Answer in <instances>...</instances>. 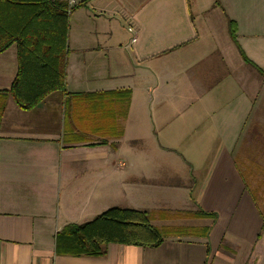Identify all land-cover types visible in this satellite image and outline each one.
Instances as JSON below:
<instances>
[{
  "label": "crops",
  "instance_id": "0c3cea01",
  "mask_svg": "<svg viewBox=\"0 0 264 264\" xmlns=\"http://www.w3.org/2000/svg\"><path fill=\"white\" fill-rule=\"evenodd\" d=\"M59 1L75 8L73 97L53 92L29 111L6 101L0 264H264V0ZM8 17L2 4L0 23ZM121 23L135 42L117 34ZM16 74L11 46L0 54V90ZM118 91L130 93L125 116L111 105L102 119L97 109ZM112 208L146 212L163 243L109 244L98 258L56 252L64 226ZM198 211L212 216H181ZM193 227L207 236L169 234Z\"/></svg>",
  "mask_w": 264,
  "mask_h": 264
},
{
  "label": "trees",
  "instance_id": "16d2710c",
  "mask_svg": "<svg viewBox=\"0 0 264 264\" xmlns=\"http://www.w3.org/2000/svg\"><path fill=\"white\" fill-rule=\"evenodd\" d=\"M2 4L8 6L9 17L8 23H0V54L15 46L17 74L8 90H0V122L8 98L20 110L29 111L53 92L73 97L65 91V70L69 17L75 10L59 0H0V6ZM18 8L22 16L18 14L16 22ZM228 31L235 42L236 25L233 21H229ZM259 73L264 77V72L259 70ZM129 96V91L110 93L108 105L103 102L97 112L102 119H107L113 107L118 116L124 117ZM93 101L92 108L98 107L100 103ZM98 132L105 134L101 125ZM102 143L107 144L106 141ZM181 216L207 218L212 215L198 211ZM208 230L207 227L177 228L172 233L205 238ZM163 236L161 230L150 224V215L146 212L112 208L86 223L64 226L56 235L55 249L62 255L98 258L107 254L109 244L157 248L163 243Z\"/></svg>",
  "mask_w": 264,
  "mask_h": 264
},
{
  "label": "rangeland",
  "instance_id": "374dc122",
  "mask_svg": "<svg viewBox=\"0 0 264 264\" xmlns=\"http://www.w3.org/2000/svg\"><path fill=\"white\" fill-rule=\"evenodd\" d=\"M178 7L179 6L176 3L174 5H171L168 10H169V12H172L174 9H178ZM116 30H117V34L118 35H123V36H124L125 31L127 32V29L125 28V24L124 23H121ZM219 31H220V29H219ZM134 121L135 120H133V122H132L133 123L132 126L134 125ZM146 142H150V141H146ZM169 234H173V235L175 234L176 235V234H179V233L174 232V233H169Z\"/></svg>",
  "mask_w": 264,
  "mask_h": 264
},
{
  "label": "built area",
  "instance_id": "2783aa9c",
  "mask_svg": "<svg viewBox=\"0 0 264 264\" xmlns=\"http://www.w3.org/2000/svg\"><path fill=\"white\" fill-rule=\"evenodd\" d=\"M127 32L131 34V42L132 43L135 42V40H136V36H135L136 33H135L134 29L132 27H128L127 28Z\"/></svg>",
  "mask_w": 264,
  "mask_h": 264
}]
</instances>
